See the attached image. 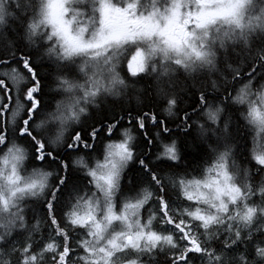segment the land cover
Segmentation results:
<instances>
[{
	"label": "snow or ice",
	"instance_id": "obj_1",
	"mask_svg": "<svg viewBox=\"0 0 264 264\" xmlns=\"http://www.w3.org/2000/svg\"><path fill=\"white\" fill-rule=\"evenodd\" d=\"M0 264H264V0H0Z\"/></svg>",
	"mask_w": 264,
	"mask_h": 264
},
{
	"label": "trees",
	"instance_id": "obj_2",
	"mask_svg": "<svg viewBox=\"0 0 264 264\" xmlns=\"http://www.w3.org/2000/svg\"><path fill=\"white\" fill-rule=\"evenodd\" d=\"M240 144L243 145V139L240 140ZM99 147H100L101 150H102V143H101V145H100ZM195 149H196V145H195V144H192V145H190L189 147H187V151H188L189 153H193V152L195 151Z\"/></svg>",
	"mask_w": 264,
	"mask_h": 264
}]
</instances>
